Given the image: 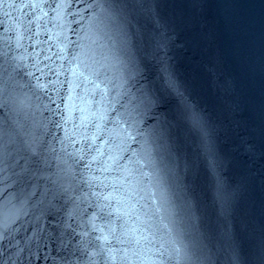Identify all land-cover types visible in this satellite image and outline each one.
I'll use <instances>...</instances> for the list:
<instances>
[{
    "label": "water",
    "instance_id": "1",
    "mask_svg": "<svg viewBox=\"0 0 264 264\" xmlns=\"http://www.w3.org/2000/svg\"><path fill=\"white\" fill-rule=\"evenodd\" d=\"M202 264H264V0H118Z\"/></svg>",
    "mask_w": 264,
    "mask_h": 264
}]
</instances>
